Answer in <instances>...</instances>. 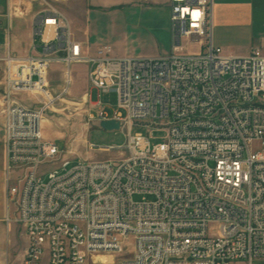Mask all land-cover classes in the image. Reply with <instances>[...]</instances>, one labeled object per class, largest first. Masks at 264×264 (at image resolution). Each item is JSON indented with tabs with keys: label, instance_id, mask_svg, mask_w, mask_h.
<instances>
[{
	"label": "built area",
	"instance_id": "2783aa9c",
	"mask_svg": "<svg viewBox=\"0 0 264 264\" xmlns=\"http://www.w3.org/2000/svg\"><path fill=\"white\" fill-rule=\"evenodd\" d=\"M17 1L39 4L31 14L28 52L12 51L9 23L0 42L7 221L26 230L21 264H104L95 260L102 254L117 264H253L264 258V47L226 54L213 42L210 0H170L172 52L132 68L134 56L114 55L110 45L92 53L76 38L62 7L69 0ZM7 9L10 19L18 11L15 0H7ZM77 63L88 65L99 95L115 90L113 114L88 95L97 109L91 116L118 120L127 141L89 142L90 150L119 157L71 168L64 159L65 172L46 171L45 182L39 169L61 150L42 124ZM54 64L63 66L57 89ZM21 94L35 99L25 102ZM135 125L151 129L132 133ZM155 129L167 134L152 144ZM34 132H42L43 141L34 140ZM13 169L20 171L14 182ZM128 236L134 246L126 255Z\"/></svg>",
	"mask_w": 264,
	"mask_h": 264
},
{
	"label": "rangeland",
	"instance_id": "374dc122",
	"mask_svg": "<svg viewBox=\"0 0 264 264\" xmlns=\"http://www.w3.org/2000/svg\"><path fill=\"white\" fill-rule=\"evenodd\" d=\"M163 0H98L93 4L87 0V4L78 7L73 1L62 6L69 15L76 38L88 44L90 51L95 53L101 45H110L113 54L118 56H162L168 55L173 50L175 43L170 21V8ZM260 9L256 12L254 24L238 25L228 28L215 27L213 40L216 46H220L226 54L246 55L256 47H264V39L260 38L259 31L264 22V0H256ZM78 5V4H76ZM77 10L75 11V8ZM87 10L89 12L87 13ZM31 24V15L16 20L12 27L13 44L21 47L26 40V27ZM186 43V40H183ZM190 50H196L198 45H189ZM63 70L61 64H54L50 76L51 84L57 89L60 84V75ZM89 67L84 63L74 64L71 68L72 81L67 91L58 100L53 110L47 115L42 124L44 136L53 140L61 154L49 163L43 164L39 172L45 173L51 169L65 172L61 167L64 159L70 160L71 168L80 161H101L107 158L119 157L118 152H102L90 150L89 142L97 145L124 144L127 135L124 128L106 130L100 126L88 95L92 94L93 100L101 99L105 109L113 114L117 107V94L108 91L99 95L98 90L91 89L88 80ZM23 101H33L35 98L29 94H21ZM169 119L158 120L157 124H166ZM151 127L133 126L132 133L150 131ZM4 128L0 119V264H21L25 248L27 246V234L25 227L16 222L7 221L6 202V166L4 163ZM166 130H154L152 144L163 141ZM258 146L254 145L256 150ZM259 148V147H258ZM12 181H16L20 171H11ZM48 173L42 175L43 181H48ZM149 199L152 197L148 196ZM136 200H141V195H135ZM9 216L17 215L16 203L9 204ZM125 250L127 254L133 252V238H125ZM95 260L109 263L113 260L111 255H98ZM89 264H92L91 262ZM103 264V263H101ZM253 264H264V258H256Z\"/></svg>",
	"mask_w": 264,
	"mask_h": 264
},
{
	"label": "crops",
	"instance_id": "0c3cea01",
	"mask_svg": "<svg viewBox=\"0 0 264 264\" xmlns=\"http://www.w3.org/2000/svg\"><path fill=\"white\" fill-rule=\"evenodd\" d=\"M71 1H73L74 3L73 5L78 6V7L82 6L83 4L85 5L87 4V0H69L67 3L63 4V6L68 5V3H70ZM91 1L93 4L100 5L98 3V0H91ZM162 2L164 4H168L170 8V0H163ZM15 4H17L18 6V11L16 12L12 11L11 12L12 15L10 19H8L7 18V12H8L7 0H0V21H1L0 42L1 43H5L6 41V35H5L4 30L6 26L8 25V23L10 24L12 28L16 20L25 18L29 14L31 15L32 11L39 7V4L33 1H26L20 4L18 3L17 0H15ZM78 7L75 8V11L77 10ZM259 9L260 7L258 6V2H256V0H214L212 4L213 30L215 27L228 28V27H233V26H238V25H251L252 26L254 24L256 12ZM88 12L89 10H87V13ZM262 27L264 28V22H263ZM26 31H27L26 40L23 41V44L21 45V47H19L13 44L14 36L12 34V29H11L10 45H11L12 51L16 55H23L26 52H28L30 48V45L32 42L31 24L29 27L28 26L26 27ZM259 34H260V38L264 39V29L260 30ZM3 137H4V133H3ZM4 163H6V155L4 156ZM26 240H27V237H26Z\"/></svg>",
	"mask_w": 264,
	"mask_h": 264
},
{
	"label": "bare ground",
	"instance_id": "6f19581e",
	"mask_svg": "<svg viewBox=\"0 0 264 264\" xmlns=\"http://www.w3.org/2000/svg\"><path fill=\"white\" fill-rule=\"evenodd\" d=\"M214 0H210V3L213 4ZM151 64V57H133L132 59V68H140V66H148ZM108 91H115V90H107ZM34 140L36 141H43V134L42 132H34ZM106 255V254H102Z\"/></svg>",
	"mask_w": 264,
	"mask_h": 264
},
{
	"label": "water",
	"instance_id": "95a60500",
	"mask_svg": "<svg viewBox=\"0 0 264 264\" xmlns=\"http://www.w3.org/2000/svg\"><path fill=\"white\" fill-rule=\"evenodd\" d=\"M100 126L106 130L120 129L121 123L115 119H104L100 121Z\"/></svg>",
	"mask_w": 264,
	"mask_h": 264
}]
</instances>
